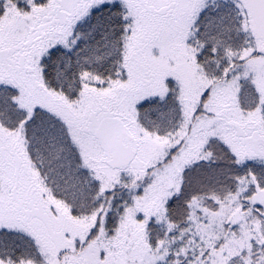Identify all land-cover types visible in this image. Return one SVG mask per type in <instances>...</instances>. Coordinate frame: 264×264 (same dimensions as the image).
<instances>
[{
    "label": "snow or ice",
    "instance_id": "1",
    "mask_svg": "<svg viewBox=\"0 0 264 264\" xmlns=\"http://www.w3.org/2000/svg\"><path fill=\"white\" fill-rule=\"evenodd\" d=\"M0 264H264V0H0Z\"/></svg>",
    "mask_w": 264,
    "mask_h": 264
}]
</instances>
